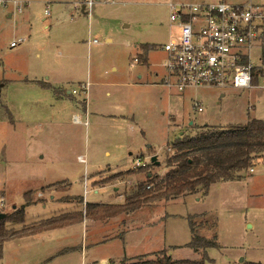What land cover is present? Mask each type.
<instances>
[{"label": "rangeland", "instance_id": "obj_1", "mask_svg": "<svg viewBox=\"0 0 264 264\" xmlns=\"http://www.w3.org/2000/svg\"><path fill=\"white\" fill-rule=\"evenodd\" d=\"M21 1V14L12 4L0 6L2 213L10 214L23 205L27 192H31L30 199L42 203L55 191L60 201L74 205L80 203L77 197H85L88 203L117 200L108 189L94 193L91 177L96 172L103 174H99L95 185L117 186L126 198L145 182L147 174L164 173L166 154L174 153L172 144L180 135L193 136L205 125L223 128L245 124L249 119L264 120L261 80L250 89L226 90L223 97L217 89H188L183 93L170 90L167 94L163 85V46L177 31L169 20L168 5L201 0H95L90 15L85 14L87 9L81 13L78 4L83 0ZM252 2L264 5V0ZM22 38L23 43L10 46ZM93 40L96 43L89 45ZM250 60L254 66H261V49H252ZM43 70L46 74H40ZM48 75L61 80L60 89L77 92L74 99H67L77 109H65L62 119L47 116L28 122L24 99L30 94L18 88L23 86L18 81H45ZM88 90L91 105L86 116L84 99ZM194 99L201 101L202 111L193 105ZM8 101H14L13 118ZM75 112L81 118L76 116L77 123L73 122ZM154 155L158 165L150 162ZM137 157L146 167L133 169ZM109 171L114 175L107 177L104 173ZM131 172L137 175L129 179ZM249 173L246 170L238 180L213 184L205 195L199 191L167 205L156 203L158 208L149 209L158 210L156 214L141 216L147 225L135 233V242L142 244L137 251L164 250L172 260L196 259L186 247L192 237L188 223L191 217L196 234L206 239L216 236L220 246L207 250L211 260L208 264H239L240 259L264 264V164L255 165L248 177ZM43 192L45 196H41ZM53 205L61 209L66 206ZM82 211L83 222L85 206ZM93 212L96 214V210ZM36 213L39 219L49 217V209L43 210L40 205L28 211L27 221ZM112 218L92 220L106 222ZM55 240L57 244L77 242V247L87 241L85 229L80 228ZM24 248H2L0 264H22ZM114 248L110 247L112 251ZM154 254L122 260L129 264L153 260ZM76 258L71 255L58 264H76Z\"/></svg>", "mask_w": 264, "mask_h": 264}, {"label": "trees", "instance_id": "obj_2", "mask_svg": "<svg viewBox=\"0 0 264 264\" xmlns=\"http://www.w3.org/2000/svg\"><path fill=\"white\" fill-rule=\"evenodd\" d=\"M261 61L264 64V47ZM257 86L256 77L252 80ZM173 154H166L163 177L148 175L145 182L137 185L136 191L127 196L123 205L86 204L84 216L93 220H104L120 213H130L159 202H169L201 191L205 195L209 187L219 182L242 178L246 170L264 164V120L249 119L245 124L227 127L203 126L193 136L180 135L172 144ZM152 164V163H151ZM154 164V163H153ZM146 167V166H144ZM142 167V168H144ZM137 168L134 170H139ZM135 173V172H131ZM29 193L24 194L25 203L0 220V251L10 240L35 235L61 228L82 220V212L53 217L39 224L24 227L19 231L7 228V224H23L25 207L33 203ZM79 199L82 202L81 198ZM96 210V214L93 212ZM90 215V216H89ZM88 216V217H87ZM192 234L187 248L200 255V260H172L166 251L154 254L155 259L131 264H206L211 263L206 251L217 248L216 236L206 239L196 234L191 217L188 220ZM116 264V263H109ZM118 264H129L121 261ZM260 264V263H245Z\"/></svg>", "mask_w": 264, "mask_h": 264}, {"label": "built area", "instance_id": "obj_3", "mask_svg": "<svg viewBox=\"0 0 264 264\" xmlns=\"http://www.w3.org/2000/svg\"><path fill=\"white\" fill-rule=\"evenodd\" d=\"M12 4L21 14V0H0V6ZM95 0H83L79 7L90 15ZM169 20L177 31L163 46L166 56L162 67L166 71L163 85L178 93L188 89L242 90L252 88L254 77L264 85V64L254 66L252 49L264 47V5L252 0L232 3L229 0H201L195 3L169 4ZM48 16L47 8L44 11ZM18 39L11 47L21 44ZM96 43L93 40L89 43ZM137 61V59H133ZM73 94L77 92L72 91ZM193 105L202 111L201 101ZM73 122L78 118L73 116ZM146 166L137 158L134 168ZM252 172V168L249 169Z\"/></svg>", "mask_w": 264, "mask_h": 264}, {"label": "crops", "instance_id": "obj_4", "mask_svg": "<svg viewBox=\"0 0 264 264\" xmlns=\"http://www.w3.org/2000/svg\"><path fill=\"white\" fill-rule=\"evenodd\" d=\"M81 13L83 12L81 11ZM10 17H11V14L9 13L8 18ZM25 38H22V39L25 41ZM109 41L110 40H107V42ZM112 70H114V68H112ZM40 74H46V71L43 70ZM60 82L61 80L57 76L54 77L51 75L46 76L45 81H37V80L18 81V83H22L23 85V86H18V88L23 87V89H25V91H28L30 94L29 98L24 99V109L26 111L25 116L28 118V122H32L36 120L41 121V119H45L47 116H52L54 118L62 119L61 117H63V111H65V109H67V111L68 110L72 111L74 109H77V105L73 107L70 104L71 102L69 103L67 101V99L69 98L74 99L75 97L73 96H77V93L73 94L72 93L73 90L60 89L61 87ZM160 86H163V85L160 84ZM166 89H167L166 91L167 94H169L170 89L168 88ZM33 94H35L37 98L31 99V95L33 96ZM183 96L184 95H181V97ZM223 96H224V93L221 94V97ZM90 100H91V97H90L89 90H88L87 97L86 99H84V106H85L84 114L86 116L89 111V106L91 105ZM13 105H14V101H8V107L12 111V115H11L12 118L16 116L15 115L16 113L15 105L14 106ZM73 115L77 116L79 120L81 119L78 113L75 112ZM130 129H133L132 126H130ZM65 148L67 150L68 147L66 146ZM105 155L110 156V152L105 151ZM129 155L131 156V153H129ZM133 166H134V163H133ZM165 172H166V168L164 170V173ZM253 172H254V167L252 168V172L250 173L252 174ZM250 173L248 174V177L251 176ZM99 174H103V172H96L91 177V180H92L91 185H92V188H94V193L95 194L98 193L99 190L101 189H108L109 192L114 193L117 200H115V198L111 200L110 198L111 201H106V202L97 201V202L88 203L85 197H81L82 202L78 200L80 203L77 205H74V204H71L70 201H60V198L58 197L59 195L57 194V191H55L53 194H50L48 196L49 200L43 203L40 201L32 200L33 203L29 206H26L24 209L25 216H26L24 219V223L23 224H7V225H10L7 228L12 229L14 231H18L22 229L23 227H26V228L31 227V226L39 224V222L41 221H44V220H47L53 217H57V216L64 215V214L83 212L82 210H84V206L87 203L88 204H101V205H123L124 198H125V193L123 194L124 190H121V188L117 186H113L112 184H107V185H103L100 187L95 185L97 181L96 179L99 176ZM104 174L108 175L107 177L114 175V173H110V171L105 172ZM163 174H161L160 176H162ZM136 175L137 173H133L129 179H131V177H136ZM148 175L150 174H147L146 177ZM129 183L130 185L132 184L130 180H129ZM40 194L41 196H45L44 192ZM63 196L65 195H61L60 197H63ZM190 196H194V195H187V196H184V197H181L176 200L169 201V202H162V206L167 205L168 203L175 202L179 199H185ZM3 201H4V198L0 197V205H2ZM60 203L66 204L64 209L56 208L55 205L52 206V204H60ZM40 205H42L43 210H45L46 208L49 209V215H48L49 217L44 218V219H39L40 215L36 213V214H33L32 216L33 218H31L30 221H27L26 218H27L28 211L31 209H35ZM153 206L157 207V204L145 206L144 209L141 208V209L135 210L130 213H122L115 218L109 219L108 221L106 220V222L105 221H93L92 219L86 218L84 216L83 222L81 220L80 222L73 223V224H70V225H67L61 228L47 230V231L37 233L35 235L13 239V240L5 242L2 245V248L5 249L6 247H10V246L22 247L24 245L25 248L21 250V253H22L21 255L25 253L24 261L22 264H58V261L62 259H67L68 257H71V255H74L75 257H77L76 264H104V263L108 264L109 262H118L125 258H132L135 256L146 255V254H154L162 250L137 251L139 247H142V244H140V242H135V233L138 230H141L144 224H146L141 220V216L153 215V214H156V212H158V210L149 211V209H152L151 207ZM16 227H19V228H16ZM79 228H80V231L85 229L87 241L84 246L77 247V242L72 243L71 241H65V244L64 243L57 244V240H55L57 236H61L64 234H70L73 231H78ZM131 236L132 238L130 239ZM130 240L131 242H129ZM34 246H38V247L34 248ZM110 247H115V248L112 251ZM217 248H220V246L218 245ZM64 249L65 250L70 249V251L64 253L63 251ZM170 255L172 256V252L170 253ZM195 255L197 256V258L194 259L193 261H198L199 255L197 254ZM240 260H242L243 263H241ZM240 260H239V264L253 263V262H245L244 259H240ZM174 261H176V259H174Z\"/></svg>", "mask_w": 264, "mask_h": 264}, {"label": "water", "instance_id": "obj_5", "mask_svg": "<svg viewBox=\"0 0 264 264\" xmlns=\"http://www.w3.org/2000/svg\"><path fill=\"white\" fill-rule=\"evenodd\" d=\"M81 11L83 12V10H81ZM150 162L152 164L154 163L155 165H158V162L156 160V156L155 155L150 158ZM4 217H5V213L0 212V220L3 219ZM248 227H250V226L248 225ZM240 261L242 262V260H240Z\"/></svg>", "mask_w": 264, "mask_h": 264}]
</instances>
